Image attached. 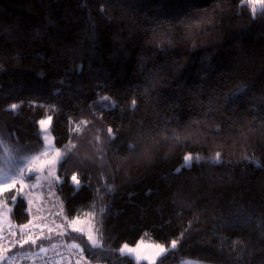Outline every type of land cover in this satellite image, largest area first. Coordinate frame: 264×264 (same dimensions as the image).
Listing matches in <instances>:
<instances>
[{"label": "trees", "instance_id": "obj_1", "mask_svg": "<svg viewBox=\"0 0 264 264\" xmlns=\"http://www.w3.org/2000/svg\"><path fill=\"white\" fill-rule=\"evenodd\" d=\"M249 1L0 0V156L41 151L48 115L56 145L76 146L58 192L70 219L97 213L103 238L90 251L68 229L77 262L136 264L118 250L145 237L179 240L163 264H264V6ZM13 218L30 221L25 197ZM62 237L19 234L13 251Z\"/></svg>", "mask_w": 264, "mask_h": 264}, {"label": "snow or ice", "instance_id": "obj_2", "mask_svg": "<svg viewBox=\"0 0 264 264\" xmlns=\"http://www.w3.org/2000/svg\"><path fill=\"white\" fill-rule=\"evenodd\" d=\"M251 3H258L262 2L264 3V0H250ZM103 11V9H101ZM255 12L256 9H253ZM246 89L244 87H241L236 90V93H245ZM104 102H110L109 97H101V103L104 104ZM136 101H132V107L135 108ZM108 106V105H105ZM20 106L18 104H11L8 108V110L15 112ZM53 117L51 115L46 116L45 118H42L38 121V125L40 128V134L42 141L45 145V150L35 156H32L28 159L30 162L25 164L23 167H17L15 169V173L11 170H2L0 169V195H3L8 192H14L15 195L13 196V199L22 198V197H29L31 195L30 191L26 190L29 189L30 186L25 183V174H29V179L32 178V174H35L42 170H48V173L50 176H52L53 180H59V176L55 175V169L57 164L65 159V156L68 152H72L73 149L76 147L75 145H69L66 146L65 151H61L59 148H53V141L54 138L50 136V130H51V124H52ZM81 123L87 124V121H82ZM74 132L80 131V125H75L72 129ZM109 140L114 138V133L111 128L107 129ZM98 139V138H97ZM174 139L179 140V136H174ZM5 142L3 141V138L0 137V145H3ZM130 150H135V145L130 144L129 146ZM5 151H7V147L5 146ZM145 152H147V148L145 149ZM51 153L50 158L49 154ZM200 157L198 155L193 156V154L189 153L184 157V165L183 167H191V164L193 160L199 161ZM215 162H220V153H216ZM259 166V165H258ZM179 171V170H177ZM71 181L75 185V187L78 189L80 187V179L78 178V175L73 173L71 175ZM105 188L107 191H111V187L107 184L105 185ZM32 201L31 199L28 200V203L30 204ZM4 205V201L0 200V208H2ZM103 209H101V214L103 213ZM97 213L95 211L90 212L86 214L85 221L87 223V227L79 226L81 223L80 217H76L75 219L70 221V227L72 228V231L79 233L82 236L86 237V240L88 242V246L90 251L92 249H102L103 250V243H102V232L99 227L96 226V224H99L100 221L96 220ZM93 221H96V223H93ZM0 223H2V213H0ZM23 228H28V225L25 224L22 226ZM184 234L181 233V236ZM36 239L33 238L32 235H27L25 238H22L18 241H16V244L20 247H23L24 245L28 244H35ZM179 245V240H172L170 241L169 245L165 244H151V245H144L143 241L138 242L135 247H130L127 243L123 244L121 248L118 250L119 254L121 256H128L130 259H133L136 264H142V262H147V264H163V259L167 257L170 253H173ZM76 248H80V245L75 244L73 245ZM41 252H45L46 249L41 248ZM83 249H81V252ZM3 254L0 252V260H3ZM181 264H201L199 261H191V260H182Z\"/></svg>", "mask_w": 264, "mask_h": 264}, {"label": "rangeland", "instance_id": "obj_3", "mask_svg": "<svg viewBox=\"0 0 264 264\" xmlns=\"http://www.w3.org/2000/svg\"><path fill=\"white\" fill-rule=\"evenodd\" d=\"M251 5L254 9H259V8L264 6V3H262V2L251 3ZM50 136L54 138L53 148L54 149L59 148L63 152L64 150L61 147H58L56 145L55 137H54V134L52 131V124H51ZM44 150H45V145H44L43 149L37 153H33V154H29V155H15L7 147V151H5L0 156V169L11 170L14 174L15 169L17 167H23L25 164L30 162L28 159H25V158H30L32 156L38 155V154L42 153ZM50 156H51V153L49 154V157H47V158H50ZM60 162L57 164L56 169H55V175L56 176H59L58 169H59ZM28 177H29V174L26 173L25 174V183L30 186V188L26 189V190L30 191L31 195L29 197H25V198L27 201L29 199H31L32 202L30 204L28 203V210L30 211L31 219L27 224L39 225V223H41V222L54 220V221H56L58 226L51 229V231H50L51 235H53V234L56 235V234L60 233L61 235L64 236V237H62V239H64V240H60L62 242H60L59 245H63L65 242H68L69 244H71L72 242L66 236H67V232L69 231L68 229H72L70 227V221L75 219L76 217L70 219L66 214L64 201L61 198V196L58 192V188H57L58 183L60 182V179L54 181L52 176L49 175L48 170H42V171H39L35 174H32L31 179H29ZM14 195H15V193L11 194L10 192L5 193L3 195H0V200L4 201L3 207L0 208V213H2V223H0V230L1 231L8 228L11 224H16V222H14V218H13V209L15 207V204L17 203L18 198L14 200L13 199ZM85 216H86V214L82 215V216H77V217H80L81 222H83L79 226H83V227L88 226L87 223L84 222ZM96 220H97V216H96ZM93 223H96V221H93ZM96 226L101 229L100 223L96 224ZM141 241H143L144 245L164 244V243H161L159 241L147 239L145 237L139 239L138 242H141ZM102 243H103V238H102ZM137 243H135V244L127 243V244L130 247H135ZM53 248L54 247H52V246H48V249H53ZM182 260L199 261V262H201V264H218V263L200 260V259H196V258H192V257L183 258V259L177 261L175 264H181ZM78 263H81V261L77 262V264ZM32 264H35V263H32ZM81 264H83V263H81ZM96 264H107V263H96Z\"/></svg>", "mask_w": 264, "mask_h": 264}, {"label": "built area", "instance_id": "obj_4", "mask_svg": "<svg viewBox=\"0 0 264 264\" xmlns=\"http://www.w3.org/2000/svg\"><path fill=\"white\" fill-rule=\"evenodd\" d=\"M58 224L54 220L41 222L39 225H28V228H23L17 224H11L8 228L0 232V252L7 253V257L0 264H55L67 257H72L76 260H84V251L81 252V247L78 249L72 244L65 242L63 245L55 247V249H46L41 252V248L34 250L13 251L14 238L21 234L26 237L32 235L33 238H38L41 235L48 234L52 228ZM13 251V252H12Z\"/></svg>", "mask_w": 264, "mask_h": 264}, {"label": "crops", "instance_id": "obj_5", "mask_svg": "<svg viewBox=\"0 0 264 264\" xmlns=\"http://www.w3.org/2000/svg\"><path fill=\"white\" fill-rule=\"evenodd\" d=\"M1 232V230H0ZM53 239H50L48 241H52ZM47 241V242H48ZM58 242H61V241H58V240H54L53 242H48V246H52V247H56V245L58 244ZM55 264H77V260H75L74 258L72 257H67V258H64L62 261L58 262V263H55Z\"/></svg>", "mask_w": 264, "mask_h": 264}, {"label": "water", "instance_id": "obj_6", "mask_svg": "<svg viewBox=\"0 0 264 264\" xmlns=\"http://www.w3.org/2000/svg\"><path fill=\"white\" fill-rule=\"evenodd\" d=\"M3 257H4V258L7 257V253H4V254H3Z\"/></svg>", "mask_w": 264, "mask_h": 264}]
</instances>
